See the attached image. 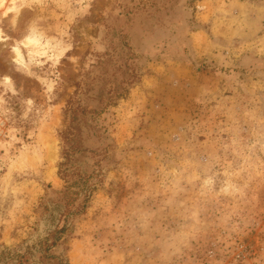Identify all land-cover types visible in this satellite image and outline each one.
<instances>
[{
	"label": "rangeland",
	"instance_id": "obj_1",
	"mask_svg": "<svg viewBox=\"0 0 264 264\" xmlns=\"http://www.w3.org/2000/svg\"><path fill=\"white\" fill-rule=\"evenodd\" d=\"M0 38V264H264V0H0Z\"/></svg>",
	"mask_w": 264,
	"mask_h": 264
},
{
	"label": "trees",
	"instance_id": "obj_2",
	"mask_svg": "<svg viewBox=\"0 0 264 264\" xmlns=\"http://www.w3.org/2000/svg\"><path fill=\"white\" fill-rule=\"evenodd\" d=\"M121 94L118 95V97ZM114 96L110 95L107 99L109 102H105V105H110L112 103V98ZM98 102L101 103L102 99L101 96L98 97ZM68 107L66 109V118L68 120V126L61 131L60 137L62 141V158L64 159L63 162L59 165V175L65 182L64 190L60 192L63 196V200L65 202V207L69 208L73 201L76 198L77 192L73 190V187L79 184L80 179H70V165L75 160L76 154H82V145L80 146V128L78 125V115H83L85 113L92 114L95 113V109H86L80 106L73 107V103L68 101ZM82 148V149H81Z\"/></svg>",
	"mask_w": 264,
	"mask_h": 264
},
{
	"label": "bare ground",
	"instance_id": "obj_3",
	"mask_svg": "<svg viewBox=\"0 0 264 264\" xmlns=\"http://www.w3.org/2000/svg\"><path fill=\"white\" fill-rule=\"evenodd\" d=\"M0 41H4V39L0 38ZM34 41L33 38L31 37H26L22 42H21V45L22 46H26V45H29V44H32V42ZM13 53H14V56H13V61L14 62H23V57H22V53H21V50L19 48L18 45H15L13 47ZM4 81L6 82H9L10 79L8 77H4Z\"/></svg>",
	"mask_w": 264,
	"mask_h": 264
}]
</instances>
